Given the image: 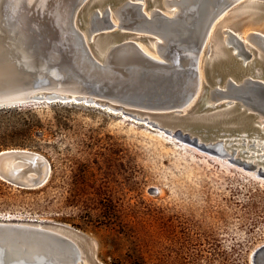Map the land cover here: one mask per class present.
Wrapping results in <instances>:
<instances>
[{
  "label": "water",
  "instance_id": "1",
  "mask_svg": "<svg viewBox=\"0 0 264 264\" xmlns=\"http://www.w3.org/2000/svg\"><path fill=\"white\" fill-rule=\"evenodd\" d=\"M177 1L162 0L159 10ZM235 1L185 0L177 18L167 21L159 10L149 20L131 0H95L93 7L100 10L84 7V29L89 37L93 33L86 44L75 26L83 0H0V109L99 99L163 111L167 124L180 126L166 129L169 136L213 155L231 154V164L264 178V160H254L246 149L238 156L228 153L246 142L252 145L251 135L264 136L259 123L264 119V0L235 6H251L244 18L248 29H242L238 16L234 29L217 34L216 28L209 35L213 22ZM109 3L115 8L106 7ZM140 34L162 38L164 62L138 49L134 42ZM200 84L203 91L191 103ZM51 172L40 153L0 151V179L11 185L34 190ZM28 248L40 252L24 255ZM56 256L86 264L81 248L62 228L0 222V264H58ZM252 262L264 264V245L254 251Z\"/></svg>",
  "mask_w": 264,
  "mask_h": 264
},
{
  "label": "rangeland",
  "instance_id": "2",
  "mask_svg": "<svg viewBox=\"0 0 264 264\" xmlns=\"http://www.w3.org/2000/svg\"><path fill=\"white\" fill-rule=\"evenodd\" d=\"M131 1L144 5L146 15L163 9L162 0ZM94 2L83 0L75 16L81 33L86 9L102 7H93ZM237 4L215 20L209 35L216 28L217 34L234 29L238 16L242 29L250 27L246 8ZM159 11L171 16L174 9ZM137 37L151 53L161 40L151 34ZM28 106L40 126L24 141L32 148L8 149L42 154L52 172L34 190L3 181L0 220L64 229L86 264H253L254 251L264 245V178L199 155L169 136L166 129L180 126L167 124L163 111L99 99ZM259 139L264 143L260 135L256 144ZM246 157L239 155L253 161Z\"/></svg>",
  "mask_w": 264,
  "mask_h": 264
},
{
  "label": "bare ground",
  "instance_id": "3",
  "mask_svg": "<svg viewBox=\"0 0 264 264\" xmlns=\"http://www.w3.org/2000/svg\"><path fill=\"white\" fill-rule=\"evenodd\" d=\"M185 0H180V1H177V2H174V3H171V4H165L164 6H165V9H170V8H173L174 9V11H173V14H171V16H168V14L166 13L165 15H164V13H162L167 19V21H174L176 18H177V16L180 14V12H181V10H180V8H179V5H181V3H183ZM243 0H236L230 7H232V6H234L236 3H240V2H242ZM166 3V2H165ZM144 4V3H143ZM244 4H246V3H244ZM141 6V10H142V12L144 13V15L149 19V20H151L152 19V17H151V13L153 12V11H156V10H153V11H151L150 13H147V15L145 14V7H144V5H140ZM146 6V5H145ZM244 6V8H246V10L245 11H243V12H246L247 13V11L249 10L250 11V8H251V6H247V7H245V5H243ZM242 6V7H243ZM229 9V8H228ZM228 9H226V10H228ZM225 10V11H226ZM224 11V12H225ZM223 12V13H224ZM222 13V14H223ZM148 16H150V17H148ZM112 17L113 18H111V21H112V23H113V25L115 26V27H118L119 26V24H120V21H119V19H118V17L115 15V13H113L112 14ZM153 23H155V22H153ZM214 23V22H213ZM156 24V23H155ZM211 28H212V26H211ZM211 28H210V30H211ZM210 30H209V32H210ZM82 35H81V37H82V40L84 41V42H86V44H88V40H91V39H93V33L91 34V36L89 37V35H88V32H87V30L85 31V33H81ZM159 39H161L159 42H154L153 43V52L154 53H151V52H149L142 44H140V43H138L137 41H135L134 43H135V45L138 47V49L142 52V53H144L146 56H148V57H150V58H152V59H154V60H156V61H158V62H164L165 61V59H164V56L162 55V53L165 51V42L162 40V38H159ZM200 63H202V61H203V55L201 56V58H200ZM201 88H202V84H200L199 85V87H198V90H197V92H196V94H195V96H194V98H193V100L196 98V96L199 94V90H201ZM192 100V101H193ZM191 101V102H192ZM224 101H226V100H224ZM259 123H260V126H261V128L263 129V133H264V119L263 118H259ZM257 137H260V136H256L254 139H253V143H252V145H249L248 147H245L246 146V144H247V142L244 144V146H242V147H245V149L246 150H248V152H249V154L250 155H252L253 154V158L254 159H260V160H264V143H260L261 142V139H259L260 141H259V143L258 144H256V139H257ZM177 140H179V139H177ZM180 141V140H179ZM185 144V143H184ZM187 145V144H186ZM190 147H192V146H190ZM192 148H194V147H192ZM194 149H196L197 151H199V152H201V153H203V154H207L209 157H212V158H215V159H218V160H220V161H224V162H227L228 164H230V165H233V164H231L228 160L230 159L229 157H230V155L231 154H227L226 156H221V155H213V154H210V153H208V152H205V151H202V150H199V149H197V148H194ZM238 150L240 151V149L239 148H230L229 150H228V153H234V155L236 156L237 155V153H238ZM262 152V153H261ZM259 153H261L263 156L261 157V158H259V157H257V155H260ZM233 166H235V165H233ZM235 167H237V166H235ZM238 169H241V170H243L242 168H240V167H237ZM243 171H245V170H243ZM245 172H247V173H251V174H253V175H255V176H257V174H256V172H248V171H245ZM3 221H19V220H0V222H3ZM23 248L22 247H20V250H22ZM36 251H38V252H40L39 250H37V249H34V248H28V249H26V252L24 253V255H31V254H33L34 252H36ZM57 257V256H56ZM63 259H64V257H63ZM63 259H59V257H57V263L58 264H70V263H68V262H66V261H64ZM64 261V262H60V261Z\"/></svg>",
  "mask_w": 264,
  "mask_h": 264
},
{
  "label": "trees",
  "instance_id": "4",
  "mask_svg": "<svg viewBox=\"0 0 264 264\" xmlns=\"http://www.w3.org/2000/svg\"><path fill=\"white\" fill-rule=\"evenodd\" d=\"M11 120H13L12 124L9 123ZM38 123L39 118H37L35 110L28 105L0 109V151H2V149L5 150L10 147L32 148L28 143L24 141H26V137L32 136L40 128ZM193 150L195 151V149ZM196 153L199 154L198 152ZM199 155L209 157L202 153H200ZM222 162L229 166H232L233 168H237L233 165L228 164L227 162ZM247 174L251 175V173ZM4 184L5 183L0 180V187Z\"/></svg>",
  "mask_w": 264,
  "mask_h": 264
}]
</instances>
